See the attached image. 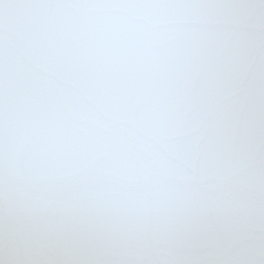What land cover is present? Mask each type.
Wrapping results in <instances>:
<instances>
[{
	"label": "snow or ice",
	"instance_id": "snow-or-ice-1",
	"mask_svg": "<svg viewBox=\"0 0 264 264\" xmlns=\"http://www.w3.org/2000/svg\"><path fill=\"white\" fill-rule=\"evenodd\" d=\"M0 264H264V0H0Z\"/></svg>",
	"mask_w": 264,
	"mask_h": 264
}]
</instances>
